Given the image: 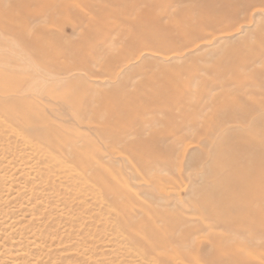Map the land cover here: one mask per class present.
Segmentation results:
<instances>
[{
    "label": "rangeland",
    "instance_id": "rangeland-1",
    "mask_svg": "<svg viewBox=\"0 0 264 264\" xmlns=\"http://www.w3.org/2000/svg\"><path fill=\"white\" fill-rule=\"evenodd\" d=\"M253 1L243 5L240 0L236 11L233 0L227 5L221 0L207 12L208 0H0V12L13 15L8 25L0 23V83L19 87L10 94L0 89V104L32 106L40 116L37 125H57L62 137L85 147L91 142L94 151L108 150L111 142L98 132L102 121L93 111L100 103L130 102L137 112L145 110L135 128L144 126L145 134H156L159 142L158 151L142 157L151 174L181 185L171 189L170 210L183 213L173 206L177 193L186 200L210 201L217 227L199 237L216 233L225 248L231 243L250 257L246 264L264 262V166H257L261 180H251L258 197L250 203L236 187L246 174L232 163L249 155L236 148L235 138L264 140V0ZM220 9L235 17L220 16ZM20 22L38 37L39 47L21 38ZM148 35L157 39L147 40ZM190 35L194 38L186 43ZM160 90L168 91L170 99L152 103L148 98ZM232 110L245 122L213 134L214 124ZM6 114L0 107V253L20 263L149 264L136 256L135 242L117 228L114 198L91 182L82 185L79 171L64 173L60 164L72 167L73 158L46 153L38 136ZM176 133L177 138L201 140L189 144L183 166L166 161V156L175 160L183 152ZM120 146H114L116 153ZM171 146L174 153L165 156ZM125 153L106 154L100 162L125 180L136 198L153 205L158 192L142 184L141 177H131L127 159L132 155ZM214 165L220 169L215 171ZM210 169L215 177L207 181ZM21 252L25 254L17 257Z\"/></svg>",
    "mask_w": 264,
    "mask_h": 264
},
{
    "label": "bare ground",
    "instance_id": "bare-ground-1",
    "mask_svg": "<svg viewBox=\"0 0 264 264\" xmlns=\"http://www.w3.org/2000/svg\"><path fill=\"white\" fill-rule=\"evenodd\" d=\"M42 1L43 3L46 2V0ZM218 1L220 2L221 0H208V2L204 6V9L207 12L214 11L216 9L215 6ZM225 1L226 5L227 3L232 2V0ZM241 1L243 2V5H247V3L252 4L255 2L253 0ZM239 2L240 0H238L237 3L235 0H233L232 2L234 3L233 6H235L236 11L238 10V5L241 3ZM232 3L230 4V6L232 5ZM258 3L260 4V2ZM256 4L257 3H255L254 5ZM217 11L219 12L220 16L228 15L230 18L235 17L232 15V12L228 13L224 9H220ZM10 20H13V15L11 14V12H0V23H3L2 25L7 24ZM178 31L179 29L177 30V32ZM18 32L25 42L28 41L29 44H32L36 48L40 46L38 43V37L34 33L32 34L27 32L26 28L23 26V24H21V22L19 24ZM177 32L175 31V33ZM148 33L149 32H147L146 34ZM148 37L149 38L147 40H151L153 42L157 39L156 35H148ZM193 38L194 36L190 35L187 36L184 41L186 43H189L191 42V40H193ZM1 59H3L2 61L5 62L4 58ZM34 87V89H38V86L34 85ZM0 89L2 90L1 92H3L2 94H10L17 91L19 87H6L4 86V84L0 83ZM35 92L38 91L35 90ZM148 99L152 103H164L165 101L170 99V96L168 95V91L166 93H163L160 90L159 92L155 93L151 99ZM172 103L173 102H171V104ZM99 106V109H95L97 111H93L95 114L94 117L99 118V121H102V123L99 124L98 129L100 131L98 132H100L102 140L106 141V139H110L111 142L109 143L110 145L108 146V150L97 148L94 151L93 143L91 142V144L89 143L88 145V147H91V149L89 148L90 150H88L86 149L88 147H85L84 144L79 145V141H77V139H74V141H70V139L66 138V136L62 137L57 131V125H54V127H46L45 124H42L44 125L43 127L37 125L38 122L40 123V116L34 112V110L31 108L32 106H27L24 104L19 105L16 103L14 105L5 103V105L3 104V106L2 104H0V107L3 109V111L7 113L6 118L9 121L11 120L17 122L18 124H20L24 131L28 133L30 132L31 134L38 136V139H41V141L49 150H46V153L54 152L61 154V152H64L67 157L69 156L73 158L72 160L69 158L72 167H68L65 164L59 163L61 165V170L64 173L67 174V169H69L68 172L70 173H76L77 171H79V173L77 172L76 177H81L80 179L84 181L82 185H86L87 183L89 184V182H91L94 186L100 187V193L105 192L106 194H109L114 198V201L117 204L115 215L117 218H119L120 216V221L117 225V228L121 233L128 237L130 242H133V244L135 242V246L138 249L135 248V250H132L135 251L134 253L141 260H147L149 264H235L233 263V261H236L240 264H246L248 263V261H251L248 255L242 253L240 254L237 248H235L231 243H228L229 245H227V247L225 248L221 244L220 238L216 233L210 232L208 236L199 237L201 233L216 229L217 227L216 223L218 220V216L216 214L210 213L208 210L209 205H211L210 201H205L204 199H200V201H197L195 197H189V199L186 200L181 196L180 193H177L178 198L176 199V203L173 206L176 209L182 210V212L185 214L179 213L174 209V211L170 210V207H172V205L169 199L170 195L174 193L171 191H176L178 188H180L181 185L176 179H173L171 177L160 176L159 174H151V170L149 168L150 164L142 157L143 155L154 154L155 150L158 151L159 142L156 134H145L146 128L144 126H142L140 129L135 128L136 122H138L136 119H139L141 114L145 113V110L137 112V109L133 105H131L130 102L128 104L104 102L100 103ZM103 111L105 115H112V117H110V119H104L105 117L103 116ZM236 116L237 115L235 114L234 110L230 111L228 117H226L223 122L221 121L218 124L215 123L214 127L211 128L213 134L220 132L222 127L228 126L233 122L238 123V121H241L238 123L240 125L245 122V119L238 118ZM2 124L4 123L2 122ZM202 126L203 131L205 132V125L203 123L201 127ZM181 127L182 126H180V128ZM245 128L248 129L249 127ZM207 130L210 131L208 126ZM119 132L122 135L119 134ZM15 134L22 136V134H19L17 132H15ZM131 136H134V138L132 137L133 139H130ZM144 136H148V138L145 140L143 139ZM177 137L178 134L176 133V135H174V138H176L178 144L180 143V145H183V152L181 156H178L177 158H175V160L173 159V157L166 156V154H170L171 151L173 152V150L175 149L174 146H171V148L166 150L164 154L166 156V161H168L170 164H176L180 162V165L183 166L187 158L184 152L188 151L189 144H194L195 142L200 143L201 140H194L191 138L188 139L184 136H181L180 138ZM245 137L243 135H240L238 138L234 137L236 139V148L239 151L246 153V155H249L247 157L245 156V158H234L232 159V163L234 162L235 166L237 165L238 168L246 174L245 176H243V178L241 177V180L238 179L236 187L237 189H240V192L242 191L244 199L250 201L251 203L252 200L258 197V194L256 192L257 189L256 187L252 186L253 183L251 180H261L263 176V173L258 171L257 166L262 164L264 166V140H255L254 136ZM122 144V151L116 153L114 146H120ZM105 145L107 146L108 144L105 143ZM40 149L42 150V148ZM43 151L45 153V149H43ZM125 151L130 152V154L132 155L131 158L127 159V164L130 168L129 174L131 175V177L135 179L141 177L139 178V181L142 184L146 185L147 183H149L153 186V189L158 192V199L156 196L151 194L154 199H157H155L156 202H154L153 205H148L147 203H144L140 201V199L136 198V196L130 193L127 189L128 185L126 181L119 180L114 172L108 170L103 165V163L100 162V160L103 159L104 155L106 154H117L121 157L124 156V154L126 155ZM152 156L153 155H151V157ZM219 167L220 166H216L215 171L220 169ZM213 170L214 169H210L205 174V180L209 181L214 179L215 171ZM1 172L2 171H0V173ZM2 173H4V171ZM181 173L182 171L180 172V174ZM142 175H148L149 177H151L143 178ZM1 191L2 190H0V200L4 197H2L3 192ZM96 191L98 192L97 188ZM216 192H218V190H216ZM154 205L156 207H154ZM190 213H192L191 216L189 215ZM128 239L126 238L127 241H129ZM23 254L25 253L21 252L20 255H17V257ZM0 255L4 254L0 253ZM5 256L6 254L4 255V257ZM4 257L2 261L7 258L8 263H2L1 261L0 264H21L23 263V260H25L22 259V262L20 263L19 258L16 259L11 255H8L5 258ZM35 260V262H25L23 264H37L39 260ZM202 260H206V262H203ZM258 264H264V262L259 261Z\"/></svg>",
    "mask_w": 264,
    "mask_h": 264
}]
</instances>
